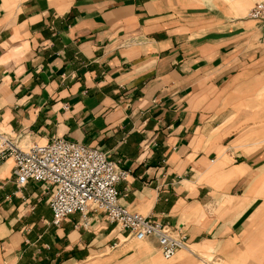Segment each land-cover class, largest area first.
Masks as SVG:
<instances>
[{
    "label": "crops",
    "instance_id": "crops-1",
    "mask_svg": "<svg viewBox=\"0 0 264 264\" xmlns=\"http://www.w3.org/2000/svg\"><path fill=\"white\" fill-rule=\"evenodd\" d=\"M264 0H0V133L109 152L131 213L179 229L163 260L0 160V264H264Z\"/></svg>",
    "mask_w": 264,
    "mask_h": 264
},
{
    "label": "built area",
    "instance_id": "built-area-1",
    "mask_svg": "<svg viewBox=\"0 0 264 264\" xmlns=\"http://www.w3.org/2000/svg\"><path fill=\"white\" fill-rule=\"evenodd\" d=\"M248 17L264 23V1L255 4ZM6 159L13 161L18 188L36 182L50 192L48 207L54 227L71 214L85 220L91 212L101 213L135 240H155L165 261L180 251L190 252L181 230L131 213L120 205L117 185L127 180L129 172L121 167L122 160H111L109 152L60 138L20 148L15 140L0 133V160Z\"/></svg>",
    "mask_w": 264,
    "mask_h": 264
}]
</instances>
